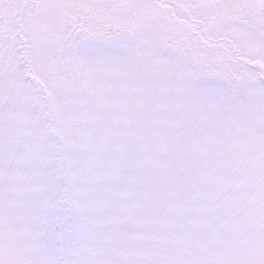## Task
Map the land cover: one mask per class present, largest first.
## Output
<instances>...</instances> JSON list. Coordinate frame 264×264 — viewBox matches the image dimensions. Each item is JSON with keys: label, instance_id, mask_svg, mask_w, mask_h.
I'll return each mask as SVG.
<instances>
[{"label": "snow or ice", "instance_id": "obj_1", "mask_svg": "<svg viewBox=\"0 0 264 264\" xmlns=\"http://www.w3.org/2000/svg\"><path fill=\"white\" fill-rule=\"evenodd\" d=\"M0 264H264V0H0Z\"/></svg>", "mask_w": 264, "mask_h": 264}]
</instances>
